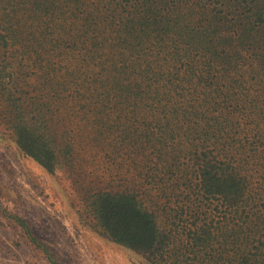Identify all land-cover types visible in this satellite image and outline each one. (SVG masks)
<instances>
[{"label": "trees", "instance_id": "1", "mask_svg": "<svg viewBox=\"0 0 264 264\" xmlns=\"http://www.w3.org/2000/svg\"><path fill=\"white\" fill-rule=\"evenodd\" d=\"M203 1L0 0V123L151 264H264V1Z\"/></svg>", "mask_w": 264, "mask_h": 264}, {"label": "rangeland", "instance_id": "2", "mask_svg": "<svg viewBox=\"0 0 264 264\" xmlns=\"http://www.w3.org/2000/svg\"><path fill=\"white\" fill-rule=\"evenodd\" d=\"M229 2L226 0V5ZM229 48L242 47L234 44ZM3 52L0 47V66ZM250 66L251 62L246 63L245 73ZM262 83L260 79L253 83L251 92L264 88ZM10 135L0 123V264H151L157 260L114 242L104 233L98 224L96 197L85 190L87 184H92L94 191L104 186L93 175L73 173V160L65 156L63 146L58 147L55 171L50 173L24 155ZM84 153L79 154L82 161ZM113 184V189H118L117 181Z\"/></svg>", "mask_w": 264, "mask_h": 264}]
</instances>
